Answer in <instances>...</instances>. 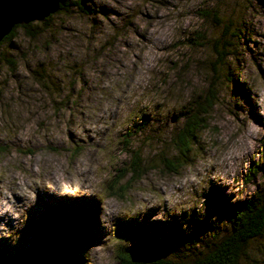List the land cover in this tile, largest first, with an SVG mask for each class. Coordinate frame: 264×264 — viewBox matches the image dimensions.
Listing matches in <instances>:
<instances>
[{
	"label": "clouds",
	"instance_id": "clouds-1",
	"mask_svg": "<svg viewBox=\"0 0 264 264\" xmlns=\"http://www.w3.org/2000/svg\"><path fill=\"white\" fill-rule=\"evenodd\" d=\"M213 186L224 198L215 210ZM38 192L96 202L98 232L81 264H264V0H50L6 23L9 245ZM145 214L178 227L133 259L117 221Z\"/></svg>",
	"mask_w": 264,
	"mask_h": 264
},
{
	"label": "rangeland",
	"instance_id": "rangeland-1",
	"mask_svg": "<svg viewBox=\"0 0 264 264\" xmlns=\"http://www.w3.org/2000/svg\"><path fill=\"white\" fill-rule=\"evenodd\" d=\"M87 202H90V204ZM83 203H87L89 207L94 208L93 211H89V214H91L89 221L83 217L85 213L80 208ZM206 203L213 210L224 207V198L222 197L221 192L214 186L209 189L208 193H206ZM59 206L68 207L67 213L70 216L72 213L76 212L75 218L80 220V224L85 225V231L82 234L84 237L80 239L82 244L79 243V246L81 247L78 248L77 246L75 249L77 250L76 252L80 253V250L86 246L87 243L91 242L94 239V236H97L98 226L96 221V202L94 200L91 198H58L47 193L38 192L36 204L28 210V220L25 223L24 229L21 231V236L17 240L16 245H9L6 240L0 238V264H6L2 258L3 254L8 255L14 253L17 255L25 253L28 252L32 246L35 244L37 245V224L41 221L47 211L51 212L56 210ZM89 226H94L93 231H91L94 232V236L89 234ZM177 227L178 225L175 218H172L166 223H153L148 221L147 214H145L144 219L140 221L134 219L117 221L118 234L124 235L126 238L130 239L132 244L134 239L138 236H148L149 238L147 239L151 240L156 237H162L163 235L171 236L174 234ZM84 240H86L85 243ZM62 249L63 247L60 236L57 234H49L39 244L37 254L33 260L24 264H59ZM70 258L71 259L68 260L67 263L63 264H81L79 254Z\"/></svg>",
	"mask_w": 264,
	"mask_h": 264
},
{
	"label": "trees",
	"instance_id": "trees-1",
	"mask_svg": "<svg viewBox=\"0 0 264 264\" xmlns=\"http://www.w3.org/2000/svg\"><path fill=\"white\" fill-rule=\"evenodd\" d=\"M90 204V202L88 203ZM87 203H83L80 208L83 210L85 215V219L88 221L91 218V214L89 211H93L94 209L89 207ZM93 209V210H91ZM68 207L66 206H59L56 210L51 212H46L44 217L41 221L37 224L36 229V242L30 248L28 252L21 253V254H8L2 255L3 260L6 264H24L28 263L33 260L35 255L37 254V250L41 241L46 238L49 234H57L60 236V240L62 243V253L60 257L59 264L67 263L72 256L78 255L79 252L75 250L79 243L82 244L81 238L84 236L82 235L85 231V225L80 224V220L76 217V212L72 213L71 216L67 213ZM74 215V216H73ZM74 218V219H73ZM94 226H89V234L95 235L93 231ZM121 229V228H120ZM95 238V236H94ZM148 236H138L134 239L132 244V248L129 251L132 253L133 259L143 258L151 256L154 253V250L158 244L161 243V236L156 237L155 239H147ZM86 240H84V243ZM132 264H154L153 261H133Z\"/></svg>",
	"mask_w": 264,
	"mask_h": 264
},
{
	"label": "water",
	"instance_id": "water-1",
	"mask_svg": "<svg viewBox=\"0 0 264 264\" xmlns=\"http://www.w3.org/2000/svg\"><path fill=\"white\" fill-rule=\"evenodd\" d=\"M3 3L4 0H0V30H2L6 26V23L10 22L12 18H18L25 13L37 14L41 10H46L50 0H32L31 7L9 8L7 12L3 7Z\"/></svg>",
	"mask_w": 264,
	"mask_h": 264
},
{
	"label": "bare ground",
	"instance_id": "bare-ground-1",
	"mask_svg": "<svg viewBox=\"0 0 264 264\" xmlns=\"http://www.w3.org/2000/svg\"><path fill=\"white\" fill-rule=\"evenodd\" d=\"M87 203H89V202H87ZM94 207V206H93ZM94 209V208H93ZM93 209H91V210H93Z\"/></svg>",
	"mask_w": 264,
	"mask_h": 264
}]
</instances>
